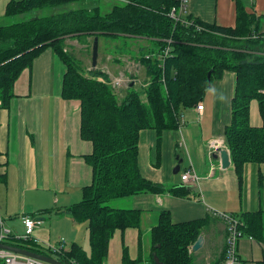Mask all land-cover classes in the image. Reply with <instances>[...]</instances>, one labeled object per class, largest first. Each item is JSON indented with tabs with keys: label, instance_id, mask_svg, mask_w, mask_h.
<instances>
[{
	"label": "trees",
	"instance_id": "16d2710c",
	"mask_svg": "<svg viewBox=\"0 0 264 264\" xmlns=\"http://www.w3.org/2000/svg\"><path fill=\"white\" fill-rule=\"evenodd\" d=\"M88 1L93 0H10L5 8L7 18L32 16L0 26V107L9 108L15 82L50 48L65 68L60 96L80 103V137L92 145L91 154L84 157L91 167L92 182L82 188L81 200L62 210L40 211L66 214L75 223L86 224L88 250L71 244L60 257L63 264H104L114 232H140L141 211L113 208L111 201L165 192L174 197L189 196L187 186L165 189L142 176L139 136L151 129L159 139L162 133L179 129L183 112L204 100L210 88L208 72L210 83L226 72L235 74L224 144L239 187L244 166L264 162V13L256 16L246 10L243 0H234V27H220L191 16L175 23L168 13L179 5L178 0H124L105 14L99 7H85ZM95 37H126L149 43L138 59L149 78L147 85L138 91L128 86L118 100L105 72L91 68L85 75L66 50V41L91 38L92 42ZM252 102L258 104L259 128L249 122ZM237 219L243 236L262 235L261 212L243 213ZM207 223L203 219L175 224L170 213L162 211L148 235L151 264H193L190 249ZM6 244L51 257L40 245L11 236ZM139 262L131 260L127 248H122L121 264Z\"/></svg>",
	"mask_w": 264,
	"mask_h": 264
},
{
	"label": "crops",
	"instance_id": "0c3cea01",
	"mask_svg": "<svg viewBox=\"0 0 264 264\" xmlns=\"http://www.w3.org/2000/svg\"><path fill=\"white\" fill-rule=\"evenodd\" d=\"M9 1L0 0V26L5 24ZM185 1L183 19L191 16L207 24L234 27V0ZM247 5L252 8L247 11L256 16L264 13V0H247ZM73 41L67 40L66 44ZM139 54L130 59L139 58ZM107 60L110 68L96 69L113 79L123 70L119 67L121 62L111 56ZM110 61H113L111 65ZM64 73V66L52 50H45L33 61L32 68L24 70L15 82L9 108L0 107V216L5 221L13 220L9 223V229L13 230L20 224V215L38 213L44 224L34 232V237L41 244L58 246L64 240L66 248L69 243V247L77 244L88 250L86 224H77L66 214L43 213L78 203L82 188L92 182L91 167L84 160L91 154L92 145L80 137V103L65 101L60 96ZM145 76L146 83L141 87L147 85L146 72ZM134 85L135 80H132L129 86ZM234 88L235 74L226 72L211 83L201 102V112L195 107L183 112L179 129L166 131L159 139L151 129L140 133L138 161L142 176L165 189L187 186L190 194L180 198L165 192L114 200L113 208L141 211L140 232L137 229L114 232L104 264H121L124 246L131 260L151 264L148 235L162 211L169 212L175 224L208 220L199 235L201 246L196 251L190 249L193 264H223L227 223L220 216L261 212L262 235L258 238L244 235L239 240L236 264L263 262L264 162L246 164L239 187L231 161L227 169H222L214 153L209 155V142L215 140L224 144ZM249 122L255 128L262 125L256 102L250 105ZM179 160V172L174 174ZM188 169L199 178L194 185L181 181V174Z\"/></svg>",
	"mask_w": 264,
	"mask_h": 264
},
{
	"label": "built area",
	"instance_id": "2783aa9c",
	"mask_svg": "<svg viewBox=\"0 0 264 264\" xmlns=\"http://www.w3.org/2000/svg\"><path fill=\"white\" fill-rule=\"evenodd\" d=\"M179 5L174 7L168 13V17L172 19L175 23L182 21V16L186 11V1L178 0ZM188 24V23H185ZM148 58V57H147ZM123 75H119L113 79H110L109 85L115 89L116 87H120L121 84L124 83ZM264 94V90L261 91ZM197 112H201L203 110L202 104H198L195 107ZM209 155L215 153L218 149H226L225 144L223 142L211 141L209 142ZM181 181L187 184H196L199 181V178L196 174L191 173V170H186L183 174H181ZM226 223V237H225V258L223 264H236L237 263V246L239 240L243 237L241 231H239V227L242 226L238 220L231 218L230 216L222 215L220 216ZM20 225L22 234L19 236L14 233V230L5 227V220L0 216V245H8L6 241L9 237H14L16 240H20L23 243H32L35 245H40L47 251H50V254L54 259L59 260L61 262L60 257L63 256V253L66 252L68 248H66V243L64 240H61L58 246H51L48 244H41L39 240L34 237V232L43 226V219L37 216H31L28 214H22L19 216ZM10 246V245H9ZM17 247V246H13ZM24 249L22 247H18ZM27 250V249H26ZM29 251V250H28ZM0 264H48L41 260L27 257L24 255L16 254L11 251H8L4 248L0 247Z\"/></svg>",
	"mask_w": 264,
	"mask_h": 264
},
{
	"label": "rangeland",
	"instance_id": "374dc122",
	"mask_svg": "<svg viewBox=\"0 0 264 264\" xmlns=\"http://www.w3.org/2000/svg\"><path fill=\"white\" fill-rule=\"evenodd\" d=\"M243 2L245 5H247V0H243ZM115 3H116L115 0H93V1H88L84 6L99 7L101 14H105L110 11V9L115 5ZM250 9H252L251 6L247 5L246 10L250 11ZM36 14L37 16L41 15L40 13H36ZM31 16H32L31 14H24L14 18L6 17V21L4 25L19 22L22 20L23 21L28 20L30 19ZM79 43L81 45L78 44L76 40H74L73 43L68 45V48L66 50L68 51V53H72L74 55L76 61L80 63L81 69L84 71L83 73L86 75V73L88 72L87 69H91V48L93 41L89 42L87 41V39H84V40H79ZM148 45L149 43H147L145 40L142 39H133L126 37H116V38L99 37L96 68L108 67L107 57L109 56L120 59L119 62H121L119 63V67L123 70L119 73L123 75L125 81L123 84H121L120 87H116L115 89H113L116 96H118V100H120L123 97V95H125L126 90L132 80H135L134 88L137 91L143 88L141 86H143V84L146 83L145 80L146 76L144 72L145 70H143V68L140 67L142 65L138 61L139 58L137 59H130V58L136 57V55H138L139 53L141 54L145 53L146 50L144 49L147 48ZM150 45L153 49H156L151 42ZM46 50H50V48ZM109 63L111 65L113 61H110ZM110 67L111 66H109L108 68ZM120 74H118V76ZM99 81L102 80L99 78ZM113 201L110 202L111 206L114 204ZM12 221L13 220L5 221V225H6L5 227L11 228L9 223ZM13 230L14 233L18 234L19 236L22 234L20 224H16V228H14ZM67 247H69V243ZM48 255L53 258L51 254Z\"/></svg>",
	"mask_w": 264,
	"mask_h": 264
},
{
	"label": "water",
	"instance_id": "95a60500",
	"mask_svg": "<svg viewBox=\"0 0 264 264\" xmlns=\"http://www.w3.org/2000/svg\"><path fill=\"white\" fill-rule=\"evenodd\" d=\"M97 55H98V38L95 37L93 39L92 48H91V68L92 69H95L97 66ZM210 74H211V72H208V75H207L209 87L211 86ZM213 157L216 159L218 158L220 160V164H221L222 169H227L230 166V157H229L228 151L226 149L216 150ZM180 163H181V160H179L178 164H176V167L174 168V171H173L174 174H177L179 172ZM201 242H202L201 237H198V239L193 244L191 249L193 251L198 250L199 247L201 246ZM0 247L6 249L8 251H11L13 253H16V254H20V255H24L27 257H31V258L41 260V261L48 263V264H63L59 260H56L52 257L37 254V253L31 252V251H28L26 249H21V248L9 246V245H0Z\"/></svg>",
	"mask_w": 264,
	"mask_h": 264
},
{
	"label": "bare ground",
	"instance_id": "6f19581e",
	"mask_svg": "<svg viewBox=\"0 0 264 264\" xmlns=\"http://www.w3.org/2000/svg\"><path fill=\"white\" fill-rule=\"evenodd\" d=\"M158 52V51H157Z\"/></svg>",
	"mask_w": 264,
	"mask_h": 264
}]
</instances>
